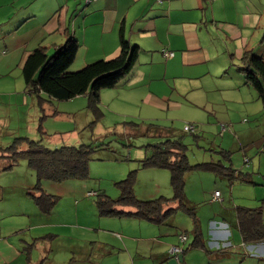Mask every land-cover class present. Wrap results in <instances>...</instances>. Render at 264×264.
<instances>
[{"label":"rangeland","instance_id":"1","mask_svg":"<svg viewBox=\"0 0 264 264\" xmlns=\"http://www.w3.org/2000/svg\"><path fill=\"white\" fill-rule=\"evenodd\" d=\"M225 2L230 4L227 10L236 19L243 18L244 12L250 13L249 3L257 5L260 25L241 48L248 43L249 47H258L257 53L264 56V0ZM4 3L0 0V22L7 10ZM81 3L84 5L85 0ZM1 36L4 35L0 28ZM201 39L210 61L186 70V76L165 81L167 89L161 92L167 96L159 98L166 109L152 106L153 99L144 100L140 95L125 102L117 98V93L101 101L100 111L95 112L84 96L53 101L57 116L45 113L40 123L44 112L36 95L24 91L22 70L11 72L8 84L0 79V234L22 246L34 244L27 249L33 251L31 263L51 249L45 264H162L179 246L186 251L183 264H264V256L257 253L264 252V243L244 244L237 225L238 207L264 206V101L239 70L242 49L233 36L223 40L210 28L202 31ZM2 43L0 40V74L4 75L16 62L4 58ZM20 79L22 83H17ZM187 124L195 125V132H184ZM222 125L226 128L222 129ZM20 137L42 140L50 149L96 147L86 179L41 182L46 193L58 197L50 213H43L27 194L39 182L28 162L21 159L9 166L11 160L6 155L10 151L5 149ZM167 139H182L191 165L221 161L238 173L249 175L251 182L230 185L214 173L196 170L185 178L186 199L194 208V215L177 209L171 221L163 225L101 215L98 198L106 195L118 199L121 191L117 183L131 171H136L134 192L139 200L174 197L170 170L144 168L139 162L152 153V145ZM26 147L27 142H23L20 148ZM216 191L221 194L219 200H213ZM222 221L229 223L230 235L225 241L231 246L226 249L221 248L226 245L223 238L219 245L213 244L216 237L211 223L219 227ZM196 228L200 229L203 246L200 243L191 247ZM50 233L55 236L48 237ZM184 234L188 238L185 243L180 241ZM123 239H129L128 247ZM89 251L86 260L80 257V253Z\"/></svg>","mask_w":264,"mask_h":264},{"label":"crops","instance_id":"2","mask_svg":"<svg viewBox=\"0 0 264 264\" xmlns=\"http://www.w3.org/2000/svg\"><path fill=\"white\" fill-rule=\"evenodd\" d=\"M4 2L7 10L1 17L0 28L4 36L0 40L3 41L4 58L15 61L14 66H17L9 67L11 70L4 75L0 74L5 84L9 83L8 75L11 72L17 68L22 70L34 49L45 46L52 54L70 36L80 44L71 70H80L100 59L114 58L119 54V35L124 28L130 42L140 47L139 59L134 71L120 86L101 91V101L105 102L117 93V98H123L125 102H130L132 96L140 95L144 96V100L153 99L152 106L166 109L163 99L159 98L167 96L161 92L167 89L165 81L186 76V70L210 61L209 51L201 39L204 29L210 31L211 28V32L213 30L223 40L233 36L239 49H242L239 58L247 50H258V47H249L248 43L241 48L260 25L258 7L252 3H249L250 13L244 12L243 18L236 19L227 10L230 4L225 0H96L84 5L81 0ZM165 52H172L173 56L167 57ZM17 83H22V80ZM19 86L21 90L20 87L17 90L23 92L22 84ZM84 98L80 96L79 99ZM45 104L47 109L54 110L53 103ZM211 226L216 237L214 246L219 245L221 238L223 241L229 239L228 221H222L219 227L212 222ZM51 236L55 234L48 235ZM7 238L0 234V264H41L51 251L48 249L40 260L31 263L33 251L27 249L34 244L22 246L11 237ZM122 242L128 247L129 239ZM225 242L222 249L231 246L229 241ZM257 253L264 256L263 251L257 250ZM89 254L90 251L83 255L80 253V257L86 260Z\"/></svg>","mask_w":264,"mask_h":264},{"label":"trees","instance_id":"3","mask_svg":"<svg viewBox=\"0 0 264 264\" xmlns=\"http://www.w3.org/2000/svg\"><path fill=\"white\" fill-rule=\"evenodd\" d=\"M119 44V54L114 58L100 59L77 71L71 70L80 47L78 40L74 37H68L67 41L57 47L52 54L48 53L45 46L34 49L22 67V76L25 82V91L30 95H36L40 108L44 112L40 123H42L45 113L48 115L57 113L55 109H47L45 102L52 104L53 101H68L86 96L88 106L95 112L100 111L101 91L114 88L125 80L134 71L139 59L140 47L130 42L124 28L121 29L119 35ZM240 61L239 70L244 74L246 83L254 87L258 96L264 101V56L254 50H247L241 56ZM131 123L138 126L136 123ZM42 130L43 126L40 124V133ZM184 132L186 131L184 130ZM23 142H27L25 150L20 148ZM95 148L92 145H80L50 149L44 145L42 140H29L20 137L16 138L5 151H10V154L6 155L11 160H8L10 168L21 159H25L29 167L37 173L39 182L34 188L28 189L27 194L43 213H50L56 205L58 197L46 193L41 182L44 180L63 182L68 179H86L89 175V165ZM186 150L187 145L182 139H167L160 144L152 145V153L139 161L144 168L170 170L171 185L174 191L172 199L139 200L134 192L136 171H131L126 179L117 183L121 191L118 199L114 200L106 195H101L98 198L97 204L101 215L138 218L157 225L169 223L177 209L194 215V208L186 199L185 178L188 173L196 170L214 173L218 178L226 179L230 185L237 181L251 182L249 175L238 173L221 161L191 165ZM3 156L5 155L3 154ZM220 196L215 198L214 194L213 200H219ZM174 203H177L178 206L173 207ZM263 208V205L257 208L245 206L237 208V225L244 244L264 242ZM181 236L180 241L185 243L188 240L187 236L184 234L185 241L181 240ZM200 243L201 232L199 228H196L195 241L191 247H198ZM201 246H203L202 243ZM178 247L174 248L179 249ZM185 252L182 249L183 255ZM174 253L166 259L177 258L179 253ZM48 257V255L45 256L41 264H45Z\"/></svg>","mask_w":264,"mask_h":264},{"label":"built area","instance_id":"4","mask_svg":"<svg viewBox=\"0 0 264 264\" xmlns=\"http://www.w3.org/2000/svg\"><path fill=\"white\" fill-rule=\"evenodd\" d=\"M92 1H96V0H85V2H87V3L92 2ZM164 55L167 56V57H171V56H173V53L172 52H165ZM225 128L226 127L224 125H222V129H225ZM184 130L186 132H193V131H195V126H193L192 124H187V125H185ZM219 196H220L219 192H216L215 193V198H218ZM181 240L185 241L186 240V236H184V235L181 236ZM173 252L180 253L181 251L179 249H177V248H174Z\"/></svg>","mask_w":264,"mask_h":264},{"label":"water","instance_id":"5","mask_svg":"<svg viewBox=\"0 0 264 264\" xmlns=\"http://www.w3.org/2000/svg\"><path fill=\"white\" fill-rule=\"evenodd\" d=\"M183 261V254H179L177 258L165 259L162 264H181Z\"/></svg>","mask_w":264,"mask_h":264}]
</instances>
